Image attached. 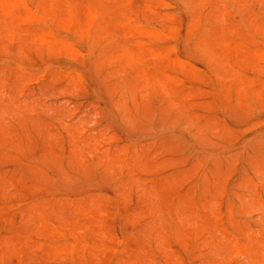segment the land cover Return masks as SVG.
I'll list each match as a JSON object with an SVG mask.
<instances>
[{
    "label": "rangeland",
    "instance_id": "obj_1",
    "mask_svg": "<svg viewBox=\"0 0 264 264\" xmlns=\"http://www.w3.org/2000/svg\"><path fill=\"white\" fill-rule=\"evenodd\" d=\"M0 1V264H264V0Z\"/></svg>",
    "mask_w": 264,
    "mask_h": 264
},
{
    "label": "bare ground",
    "instance_id": "obj_2",
    "mask_svg": "<svg viewBox=\"0 0 264 264\" xmlns=\"http://www.w3.org/2000/svg\"><path fill=\"white\" fill-rule=\"evenodd\" d=\"M1 2V1H0ZM14 2H15V0H14ZM69 2V1H68ZM127 2V1H126ZM1 3H5V2H1ZM168 5H170V4H168ZM175 6V5H174ZM226 7V6H225ZM89 11L91 12V10L89 9ZM88 11V12H89ZM92 13V12H91ZM93 13H96V12H93ZM90 16H91V14L90 13H88ZM227 15V14H226ZM69 16H71V13H70V15ZM93 16V17H92ZM91 17L92 18H94V15H92ZM170 16H172V15H170ZM227 17V16H226ZM91 18V19H92ZM10 19H11V17H10ZM26 19H27V17H26ZM242 18H240V20H241ZM25 21V20H24ZM70 21H72L71 20V17H70ZM224 21V20H223ZM87 23H88V21H87ZM93 23V21L91 22V24ZM88 25H89V23H88ZM231 25V24H230ZM88 27V29H89V26H87ZM160 32V31H159ZM89 35V34H88ZM130 35V34H129ZM165 35V34H164ZM165 36H167V35H165ZM64 37V36H63ZM13 38V37H12ZM65 38V37H64ZM63 38V39H64ZM65 40V39H64ZM264 43V42H263ZM174 47V46H173ZM255 52V51H254ZM80 54V53H79ZM83 54V53H82ZM164 74V73H163ZM25 76V75H24ZM25 78V77H24ZM126 80L128 81V78H127V75H126ZM7 82V81H6ZM83 82V81H82ZM82 82H81V84H82ZM181 82V81H180ZM260 82V81H259ZM178 83V82H177ZM144 84V83H143ZM163 86V85H162ZM140 89V88H139ZM134 90H135V88H134ZM169 92V91H168ZM167 96V95H166ZM167 102V101H166ZM164 105H165V103H164ZM167 105V104H166ZM166 107V106H165ZM10 113V112H9ZM18 113V112H17ZM7 116V115H6ZM9 116V115H8ZM24 148V147H23ZM82 149H83V147H82ZM91 150V149H90ZM92 153V152H91ZM93 157V156H92ZM9 165V164H8ZM29 171V170H28ZM83 173V172H82ZM176 196V195H175ZM6 200V199H5ZM49 202H50V200H49ZM23 203V202H22ZM67 203V202H66ZM19 205V204H18ZM197 205V204H196ZM17 206V205H16ZM17 210V209H16ZM177 210V209H176ZM49 218V217H48ZM40 221V220H39ZM181 221V220H180ZM52 222V221H51ZM196 222V221H195ZM42 223V222H41ZM189 223V222H188ZM40 224V223H39ZM41 225V224H40ZM195 226H196V224H195ZM9 227V226H8ZM9 229V228H8ZM81 230V229H80ZM190 230V229H189ZM165 231V230H164ZM188 232V231H187ZM16 233V232H15ZM19 233V232H18ZM171 233H172V231H171ZM18 235V234H17ZM177 238V237H176ZM232 240V239H231ZM162 242V241H161ZM233 243V242H232ZM240 244V243H239ZM170 245V244H169ZM40 246V245H39ZM72 250V249H71ZM70 250V251H71ZM237 250H238V248H237ZM77 251V250H76ZM190 251V250H189ZM76 253V252H75ZM168 253H169V251H168ZM71 254V253H70ZM79 254V253H78ZM81 254V253H80ZM81 256V255H80ZM83 257V256H82ZM175 258V257H174ZM182 263V262H181ZM69 264V263H68ZM73 264V263H72Z\"/></svg>",
    "mask_w": 264,
    "mask_h": 264
}]
</instances>
